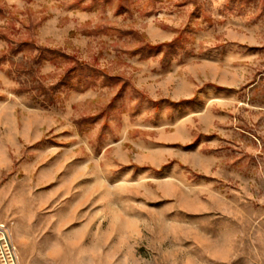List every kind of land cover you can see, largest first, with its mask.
<instances>
[{
    "label": "rangeland",
    "instance_id": "374dc122",
    "mask_svg": "<svg viewBox=\"0 0 264 264\" xmlns=\"http://www.w3.org/2000/svg\"><path fill=\"white\" fill-rule=\"evenodd\" d=\"M0 220L21 264H264V0H0Z\"/></svg>",
    "mask_w": 264,
    "mask_h": 264
},
{
    "label": "built area",
    "instance_id": "2783aa9c",
    "mask_svg": "<svg viewBox=\"0 0 264 264\" xmlns=\"http://www.w3.org/2000/svg\"><path fill=\"white\" fill-rule=\"evenodd\" d=\"M0 264H21L20 255L13 242L8 223L0 220Z\"/></svg>",
    "mask_w": 264,
    "mask_h": 264
}]
</instances>
